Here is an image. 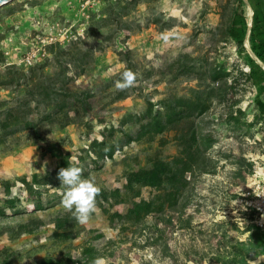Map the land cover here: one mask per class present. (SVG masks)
<instances>
[{
    "label": "rangeland",
    "instance_id": "obj_1",
    "mask_svg": "<svg viewBox=\"0 0 264 264\" xmlns=\"http://www.w3.org/2000/svg\"><path fill=\"white\" fill-rule=\"evenodd\" d=\"M247 6H0V264L230 262L264 226V77L231 34ZM68 164L100 189L83 224L62 203ZM152 170L160 186L140 181Z\"/></svg>",
    "mask_w": 264,
    "mask_h": 264
},
{
    "label": "trees",
    "instance_id": "obj_2",
    "mask_svg": "<svg viewBox=\"0 0 264 264\" xmlns=\"http://www.w3.org/2000/svg\"><path fill=\"white\" fill-rule=\"evenodd\" d=\"M251 4V7L254 11L253 13V22L251 26V31L249 34V43L251 45V50L254 55L261 60L264 64V0H248ZM248 32V21L246 17V11L244 8L241 9L240 19L238 21L233 20L231 27V34L234 37L240 38L242 41H245ZM241 48H244L243 42L241 43ZM250 70L256 74L258 71L261 76L264 77V68L257 62L253 57L249 58ZM260 106V105H259ZM106 156H112V152L106 153ZM164 170H152L146 173L144 182L151 186H160L162 184V175ZM132 182L130 180L129 186ZM172 198V197H170ZM174 198H172V201ZM143 205L147 206L148 211L152 208L153 202H144L143 204H138L140 208H143ZM257 211L256 209H254ZM135 209H132L128 213V217L132 218ZM134 214H137L135 212ZM138 217L140 213L138 212ZM247 230L250 231L248 238L246 240L239 241V248L233 253V257L228 264H253L251 261L256 260L259 256H264V226L252 222L247 225ZM88 252L92 253L91 249H87ZM93 261V262H92ZM96 259L91 261L83 262L82 264H94ZM56 262L52 259H46L40 262V264H55ZM255 264H264V260Z\"/></svg>",
    "mask_w": 264,
    "mask_h": 264
},
{
    "label": "clouds",
    "instance_id": "obj_3",
    "mask_svg": "<svg viewBox=\"0 0 264 264\" xmlns=\"http://www.w3.org/2000/svg\"><path fill=\"white\" fill-rule=\"evenodd\" d=\"M161 38L167 41V35L162 34ZM135 74L131 70H125L122 78L115 82L119 89L128 88L133 85ZM83 169L75 164H68L67 167L59 169L57 175L64 185L62 203L65 208L71 210L77 222L86 223L95 208V195L99 187L90 178L83 177Z\"/></svg>",
    "mask_w": 264,
    "mask_h": 264
},
{
    "label": "water",
    "instance_id": "obj_4",
    "mask_svg": "<svg viewBox=\"0 0 264 264\" xmlns=\"http://www.w3.org/2000/svg\"><path fill=\"white\" fill-rule=\"evenodd\" d=\"M12 0H0V6L10 2ZM246 3L248 4V6L252 9L251 7V4L249 3L248 0H245ZM254 11L252 9V15H253ZM252 21H253V16L251 18V21L248 22V32H247V36H246V39H245V46L250 50V53L252 55L253 58H255L257 60L258 63H260L263 68H264V64L261 62V60H259L256 55H254L253 51L251 50V47H250V43H249V34H250V31H251V26H252Z\"/></svg>",
    "mask_w": 264,
    "mask_h": 264
},
{
    "label": "bare ground",
    "instance_id": "obj_5",
    "mask_svg": "<svg viewBox=\"0 0 264 264\" xmlns=\"http://www.w3.org/2000/svg\"><path fill=\"white\" fill-rule=\"evenodd\" d=\"M246 17H247V21H251V18H252V9L247 6V11H246Z\"/></svg>",
    "mask_w": 264,
    "mask_h": 264
}]
</instances>
